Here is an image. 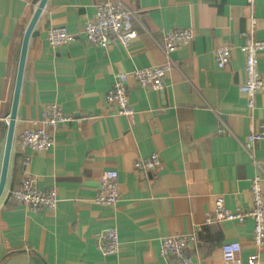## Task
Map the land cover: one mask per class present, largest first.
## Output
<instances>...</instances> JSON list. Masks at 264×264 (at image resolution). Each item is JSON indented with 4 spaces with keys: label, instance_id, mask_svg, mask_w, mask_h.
<instances>
[{
    "label": "crops",
    "instance_id": "crops-1",
    "mask_svg": "<svg viewBox=\"0 0 264 264\" xmlns=\"http://www.w3.org/2000/svg\"><path fill=\"white\" fill-rule=\"evenodd\" d=\"M108 0H47L28 41L6 179L0 196V264H166L159 239L193 235L184 252L192 264H223L221 246H241L239 261L258 255L253 222L215 221V200L229 211L252 207L250 185L264 191V140L247 151V137L264 123V92L252 109L240 93L243 45L264 39V0H113L132 13L135 38L128 48L88 44L83 29ZM40 0H0V171L25 30ZM50 27H64L74 41L56 48ZM189 29V45L166 56L167 31ZM232 48L217 67L216 50ZM174 65L162 89L127 84L130 116H120L105 97L115 75ZM264 77V52L259 55ZM62 108L69 121L53 146L36 152L20 143L24 130L39 127L42 112ZM153 171L135 164L152 154ZM116 171L119 198L112 208L94 199L103 171ZM42 191L54 189V211L33 213L9 196L26 177ZM115 228L119 248L103 256L100 232Z\"/></svg>",
    "mask_w": 264,
    "mask_h": 264
},
{
    "label": "built area",
    "instance_id": "built-area-1",
    "mask_svg": "<svg viewBox=\"0 0 264 264\" xmlns=\"http://www.w3.org/2000/svg\"><path fill=\"white\" fill-rule=\"evenodd\" d=\"M132 13L118 1L108 0L97 7L95 20L84 29L85 40L88 44L106 48L111 42L118 43L123 48H128L135 35L129 29ZM254 20H251L250 30L243 34L245 42L238 47L239 53L244 57V81L239 91L247 98L246 107L252 109L254 97L264 92V77L259 71V55L264 52V39L253 36ZM75 36L64 27H50L46 33V42L50 48H56L74 41ZM193 38L189 29L167 31L164 35V53L169 56L180 47L187 46ZM232 48L219 47L215 54L217 67L223 69L231 59ZM174 65L156 66L149 69H135L130 73H119L114 77L111 90L105 97L108 105L116 108L120 116H130L132 111L128 101V81L131 80L140 87H151L156 90L162 89L165 74ZM69 118L58 105L48 106L41 115L39 127L33 130H24L20 135L22 146L36 152L48 151L54 144L55 133ZM264 140V123L261 129L247 137L245 148L252 151L254 143ZM160 165L157 154L139 161L135 168L145 171H153ZM118 173L116 171H103L97 186V195L94 202L97 205L112 208L119 198L117 184ZM252 207L247 211H229L224 205V199L218 197L215 200V221H230L242 223L246 219L253 222L252 243L260 249L264 245V191L258 178H254L250 185ZM9 196L23 204L33 213L42 210L54 211L57 206V195L54 189L42 191L37 188L35 179L26 176L18 188L10 191ZM119 234L115 228L107 229L95 237V247L103 255H114L119 248ZM194 241L193 235H177L162 237L159 239V257L166 264H192V259L184 252L188 242ZM241 246L239 243H225L221 246V258L223 264H241L239 256ZM245 264H259L258 255L247 257Z\"/></svg>",
    "mask_w": 264,
    "mask_h": 264
},
{
    "label": "water",
    "instance_id": "water-1",
    "mask_svg": "<svg viewBox=\"0 0 264 264\" xmlns=\"http://www.w3.org/2000/svg\"><path fill=\"white\" fill-rule=\"evenodd\" d=\"M47 0H40L26 30L24 33L22 46H21V53L17 68V74H16V81H15V89H14V95H13V101H12V107L11 112L9 115V121H8V129H7V135L6 140L4 144V150H3V157H2V165H1V171H0V196L4 189L5 179H6V172H7V166H8V160L10 155V149L12 145V138H13V130H14V124H15V118H16V110L18 105V97L20 92V87L22 83V76L24 71V64H25V58H26V50L28 41L31 35V32L46 4Z\"/></svg>",
    "mask_w": 264,
    "mask_h": 264
}]
</instances>
